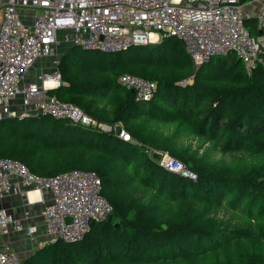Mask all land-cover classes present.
<instances>
[{
  "label": "trees",
  "instance_id": "1",
  "mask_svg": "<svg viewBox=\"0 0 264 264\" xmlns=\"http://www.w3.org/2000/svg\"><path fill=\"white\" fill-rule=\"evenodd\" d=\"M244 24L258 37L257 21ZM58 70L60 84L50 95L98 123L120 124L140 145L47 116L1 120L0 158L41 177L92 172L111 207L81 241L45 244L21 264H264L262 252L215 259L236 240L264 245V63L256 61L248 73L229 54L195 69L182 43L164 38L111 54L68 47ZM123 74L155 83L151 100L135 101L117 84ZM154 126L169 128L170 136ZM184 137L197 143L190 159L175 145ZM147 148L168 149L196 179L167 172ZM215 153L230 162H213ZM160 205L178 207L181 215L163 216ZM197 205L206 211L190 215L182 208ZM221 210L239 223L205 219Z\"/></svg>",
  "mask_w": 264,
  "mask_h": 264
},
{
  "label": "built area",
  "instance_id": "2",
  "mask_svg": "<svg viewBox=\"0 0 264 264\" xmlns=\"http://www.w3.org/2000/svg\"><path fill=\"white\" fill-rule=\"evenodd\" d=\"M243 1L0 0V121L47 116L101 132L111 130L49 94L60 84L57 70L51 74L42 70L35 81H25L35 62L52 56L61 43L111 54L175 38L195 69L213 57L233 54L249 73L256 61L264 63L259 58L264 50V24L257 17L260 34L250 35L244 23L254 17L244 14ZM117 84L131 91L137 102L151 100L156 90L155 83L128 74L120 75ZM117 127L121 129L118 134ZM114 132L123 142H134L120 124ZM145 153L151 159L159 155L156 160L167 172L196 179L169 154L148 148ZM10 197L26 206L22 218L2 206ZM35 205L41 207L45 244L77 243L89 233L91 224L105 220L111 212L101 196L100 179L92 172L72 170L41 177L18 161L0 158V241L23 235L35 242L39 227L29 222L30 207ZM21 263L10 244L1 243L0 264Z\"/></svg>",
  "mask_w": 264,
  "mask_h": 264
},
{
  "label": "rangeland",
  "instance_id": "3",
  "mask_svg": "<svg viewBox=\"0 0 264 264\" xmlns=\"http://www.w3.org/2000/svg\"><path fill=\"white\" fill-rule=\"evenodd\" d=\"M251 2L250 4H248ZM243 12L245 15H250L254 18H250L253 21H257V17L262 19V23L264 24V0H247L246 2H243ZM160 41L155 42L153 44H158ZM68 45H65L64 43L59 44L57 47L56 51L53 53L52 56L47 57V58H41L38 59L34 66L32 67L31 71L29 72L26 82H33L35 81L36 75H38L42 70L43 72L47 74H51L54 70H58V63L60 62V57L64 54V52L68 49ZM55 62V64H54ZM191 78H188L185 80V83H190ZM105 127L111 128L110 131L107 133H115L114 128L117 124H110L106 122H102ZM119 128V127H117ZM156 132L158 134H162L164 137H169L171 130L167 127H162V126H154ZM98 130V129H97ZM95 130V131H97ZM121 130V129H120ZM100 131V130H98ZM176 147L179 148L182 152L183 155L188 156L190 159L193 152L197 149V143L193 138H181L177 142H175ZM203 150H198V154L201 155ZM158 153H167L171 155L168 149H163L162 151H157ZM211 160L213 162H216L218 164H225L230 162V158L227 155H221L220 153H215L212 157ZM182 208L190 213V215H200L201 213L205 212L206 210H203L202 207L197 206H182ZM160 214L165 216V215H170L171 217H177L181 215V209L178 207H172L168 205H160ZM208 217L215 218L219 222H223L224 224H228V222H235L236 224L239 223L237 219L233 218V215L229 210H221L217 213L213 212H208L207 217L205 219H208ZM45 243H42V246H44ZM41 246V247H42ZM40 247V248H41ZM221 250L216 254L215 259L219 261H224L228 258H236L239 255H247V254H253L257 253L260 254V252L264 253V245L261 243L253 242L251 240H236L233 242H230L228 245L223 246L220 248ZM36 251V250H35Z\"/></svg>",
  "mask_w": 264,
  "mask_h": 264
},
{
  "label": "crops",
  "instance_id": "4",
  "mask_svg": "<svg viewBox=\"0 0 264 264\" xmlns=\"http://www.w3.org/2000/svg\"><path fill=\"white\" fill-rule=\"evenodd\" d=\"M250 3L251 2H249L248 4ZM44 198L45 200L48 199L45 194ZM2 206H4L9 213L14 215L18 219L22 218V214L26 209V206H24L23 202L16 197H10L6 199L5 201H3ZM40 208V205L30 207L31 217L29 218V222L34 223L39 227L35 242L28 241L23 235H12L8 239L0 241V246L3 242L9 243L12 249L17 253L18 257L22 261L31 256L34 251L39 249L42 246V243L45 241L43 229L41 226V220L39 218Z\"/></svg>",
  "mask_w": 264,
  "mask_h": 264
},
{
  "label": "water",
  "instance_id": "5",
  "mask_svg": "<svg viewBox=\"0 0 264 264\" xmlns=\"http://www.w3.org/2000/svg\"><path fill=\"white\" fill-rule=\"evenodd\" d=\"M130 48H131V47H130ZM57 87H58V86H57ZM57 87H56V88H57ZM119 132H120V128H116V133L118 134ZM154 158H155V159H158V158H159V155H155ZM108 220H110V217H109ZM118 222H119V220H117V223H118ZM91 227H93V224H91Z\"/></svg>",
  "mask_w": 264,
  "mask_h": 264
},
{
  "label": "bare ground",
  "instance_id": "6",
  "mask_svg": "<svg viewBox=\"0 0 264 264\" xmlns=\"http://www.w3.org/2000/svg\"><path fill=\"white\" fill-rule=\"evenodd\" d=\"M154 43H155V42H154ZM50 84H52V83H50ZM30 198H31V199H32V198H34V195H33V194H31V195H30Z\"/></svg>",
  "mask_w": 264,
  "mask_h": 264
}]
</instances>
